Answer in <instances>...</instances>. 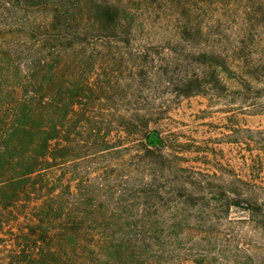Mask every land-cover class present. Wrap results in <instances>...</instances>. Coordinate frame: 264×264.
I'll return each instance as SVG.
<instances>
[{"label": "trees", "instance_id": "obj_1", "mask_svg": "<svg viewBox=\"0 0 264 264\" xmlns=\"http://www.w3.org/2000/svg\"><path fill=\"white\" fill-rule=\"evenodd\" d=\"M195 97L245 175L186 164L216 154L166 131ZM236 114L264 116V0H0V264H264Z\"/></svg>", "mask_w": 264, "mask_h": 264}, {"label": "rangeland", "instance_id": "obj_2", "mask_svg": "<svg viewBox=\"0 0 264 264\" xmlns=\"http://www.w3.org/2000/svg\"><path fill=\"white\" fill-rule=\"evenodd\" d=\"M206 107L207 103L201 97L182 100L177 109L171 112L170 117L174 123L169 122L166 131L182 133L185 138H181V141L192 139L197 143L206 145L216 153L215 155L211 152L206 153V161H202L201 154H186L185 156L189 160L186 164L214 170L216 163L225 164L229 162L237 173L245 175L248 172L246 165L250 164L251 158L257 154V151L250 152L249 148L240 142L237 144L228 143L232 139L225 137L229 134L228 128L230 127L223 120L225 115L217 113L216 107L208 114ZM236 115L237 126L252 130L264 129L263 115ZM199 157L200 159H198Z\"/></svg>", "mask_w": 264, "mask_h": 264}]
</instances>
